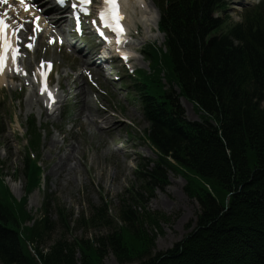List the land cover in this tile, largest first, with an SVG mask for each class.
Instances as JSON below:
<instances>
[{
    "label": "trees",
    "instance_id": "16d2710c",
    "mask_svg": "<svg viewBox=\"0 0 264 264\" xmlns=\"http://www.w3.org/2000/svg\"><path fill=\"white\" fill-rule=\"evenodd\" d=\"M152 1L160 13L164 50L149 47L150 72L138 71L134 85L157 151L152 167L137 166L140 185L122 195L119 222L108 216L106 204L76 222L114 226L108 235L94 241L61 238L44 253L39 240L48 221H33L25 208L42 174L29 157L41 139L29 122L26 195L19 201L0 168V264H102L107 253L118 264H264V2L245 8L235 24L213 16L225 11L224 0ZM179 97L192 103L198 122L185 120ZM168 171L183 177L184 191L200 211L186 237L152 254L153 231L161 234L160 222L168 218L149 213L145 204L168 184Z\"/></svg>",
    "mask_w": 264,
    "mask_h": 264
},
{
    "label": "rangeland",
    "instance_id": "374dc122",
    "mask_svg": "<svg viewBox=\"0 0 264 264\" xmlns=\"http://www.w3.org/2000/svg\"><path fill=\"white\" fill-rule=\"evenodd\" d=\"M126 3L131 23L125 36L126 55L140 56L147 45L162 47L163 37L154 28L146 38L140 26L133 27L137 9L130 0ZM43 4L49 5L47 2ZM241 5L242 0H230L225 16L238 22ZM61 28L70 38V21L62 22ZM49 33V29L44 31L35 52L22 59V63L30 69L35 65L33 59L43 58L54 63L50 80L59 91H55L56 103L44 112L46 109L33 89L37 84L34 82L28 87L24 86L23 79H13L15 83L6 81L9 73L4 76L6 83L3 84H9V88L0 86L1 177L10 193H15L12 196L17 201L26 195L23 168L27 120L33 116L42 131L39 150L30 155V159L36 160L42 169L41 186L27 196L25 208L33 221H48L39 240V248L44 253L61 238L69 242L75 239L94 241L108 235L114 226L86 227L76 222L81 215L87 219L92 207L101 204H106L108 216L119 222L116 219L122 195L127 189L136 191L140 185L134 178L136 167L156 158L154 149L146 140L148 124L143 118L137 99L139 93L133 87L135 79L128 73L129 69L120 68L116 60L102 62L101 68L85 66L82 62L86 57L97 60L98 56L111 53L112 46L105 52L98 51V48L93 49V43L87 37L77 43L75 49L67 46L60 49L59 44L47 47L46 34ZM130 64L133 70L148 72V61L141 56ZM84 71L92 73L94 85L85 78ZM178 104L187 121L199 120L190 103L179 100ZM261 106L264 108V102ZM166 180L168 184L155 189L153 197L145 204L149 213L168 218L167 222H160L161 234L153 231L156 237L152 254L166 251L186 237L195 228L200 211L197 201L186 195L181 175L168 171ZM62 213L69 230L63 227ZM32 223L28 222L26 226ZM32 248L29 245L30 251ZM102 264L118 263L111 253H107Z\"/></svg>",
    "mask_w": 264,
    "mask_h": 264
},
{
    "label": "snow or ice",
    "instance_id": "6c2138e0",
    "mask_svg": "<svg viewBox=\"0 0 264 264\" xmlns=\"http://www.w3.org/2000/svg\"><path fill=\"white\" fill-rule=\"evenodd\" d=\"M57 2L64 6L66 3V0H57ZM92 0H79V6L75 3L72 4L73 8L79 7V11L75 13L77 18V30L79 31V24H80V13H84V15H90V11L88 8V5H90ZM0 4H6L8 5V8L11 9L12 5L9 3V0H0ZM20 4L23 6L25 11H29L31 7H34L30 2H26V0H20ZM17 10V14H18ZM100 21L102 22L104 27L110 28L113 31H115L118 36H122L124 29L122 25V21L124 17L120 13L119 10V3L118 0H105L104 4V10L100 12L99 14ZM11 19L9 16L8 11H4L0 13V72H3L4 68L6 67V62L8 59V54L11 52L12 54V60L14 63H16L17 58L19 55H21L20 47L24 46L28 49L34 48L33 41L35 40V36L29 37V42L27 44H24L23 38L19 35V33L23 30H26L24 25L26 23H34L35 27L33 29L34 32L40 31L39 29V17H35L34 21H24L23 23L17 21L16 26L13 27L8 23V20ZM93 23H96V21H93ZM11 28L12 30V37L15 38L16 44L14 46L12 38L9 37L8 30ZM103 35V32L100 33ZM55 42V41H50ZM62 42V41H61ZM125 59L127 57L125 56ZM45 64L47 65V68L45 69ZM41 76L43 77V87L41 88V92L48 91L47 88V76L49 71L51 70V62H45L41 61ZM17 72H20L21 69L19 65L17 64ZM27 75V73H24ZM48 95L53 99L52 93L48 91Z\"/></svg>",
    "mask_w": 264,
    "mask_h": 264
},
{
    "label": "bare ground",
    "instance_id": "6f19581e",
    "mask_svg": "<svg viewBox=\"0 0 264 264\" xmlns=\"http://www.w3.org/2000/svg\"><path fill=\"white\" fill-rule=\"evenodd\" d=\"M128 1L129 0H127V2ZM145 1L146 0H130V2H132V4H134V6L137 9V12H136L137 13V17L135 18V20H133L134 23L132 21V25H133V27H135L136 24H137V26H140L141 29L144 31L143 32L144 35L147 38L149 36L148 33H149V31H150L151 28L152 29L154 28L155 32L157 33V29H156L157 28L156 27L157 18L153 14L154 11L147 5V2H145ZM118 3H119L120 13L124 17V19L122 21L124 32H123V35L122 36L116 37L114 39V41L120 42V44H121V42L124 39L125 33H127V27L129 26V28H131V23L129 22V18H128L127 13H126V4H127L126 1L125 0H118ZM99 9H100V7H99ZM128 13H129V10H128ZM152 19H154V20L152 21ZM60 24H61V21L58 20V22L56 24V27H57L58 31L61 30V25ZM8 34H9V32H8ZM9 37L12 38L10 34H9ZM12 40H13V38H12ZM107 42H108V39H107ZM13 44L15 46L16 42L13 41ZM121 53L124 54L128 58L132 57V58H130L131 61H135V58H139L138 55H136V57H135L133 54H132V56H127L125 50L122 51ZM107 56H113V53L106 54V57ZM94 61H95V59L93 57H89V58L86 57L85 60H82V62H84L83 64L86 65V66L88 64L90 65L91 63L94 64V65H97V63L94 62ZM13 69H17V64L13 62V60H12V54H11V52H9L8 59H7V62H6V67L4 68L3 72H0V86H2L4 84V81H5L4 76L7 75L10 72V70H13ZM8 77H9V75H8ZM8 77H6V79ZM5 86L9 87L8 85H5ZM38 91H39L38 92V95H40V100L41 101L42 100L43 101H46L47 106H48V104H49V100L47 99V96H49L48 95V91L42 93L41 92V88H38ZM45 109H46V111H44V110L43 111L44 112H47V107H45ZM13 194L15 195V193H13Z\"/></svg>",
    "mask_w": 264,
    "mask_h": 264
}]
</instances>
